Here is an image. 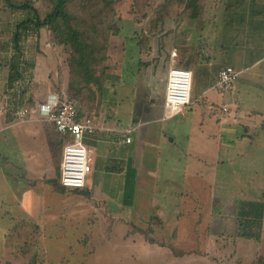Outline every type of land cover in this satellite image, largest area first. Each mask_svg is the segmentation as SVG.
<instances>
[{
  "label": "crops",
  "instance_id": "obj_1",
  "mask_svg": "<svg viewBox=\"0 0 264 264\" xmlns=\"http://www.w3.org/2000/svg\"><path fill=\"white\" fill-rule=\"evenodd\" d=\"M137 21L132 19L129 22L144 26V22ZM172 22L176 23L175 18H172ZM125 24L127 22L122 21L119 33L111 38L109 70L105 78L103 98L86 112L93 120L96 130L93 134L87 135L84 142L92 166V172L88 177L97 180V173L104 170L113 173L112 179L115 184L119 180L127 179L123 185L129 188L125 196L130 198L132 207L128 211L129 216L126 217L122 214L108 213L101 205L99 206L101 215L109 221L115 218L112 224H109L113 230L117 229L114 224L116 220L118 223L126 221L128 224L124 223V226L128 230L123 232L124 238L128 239L136 231L135 234L144 237L146 245L156 246L155 250H148L152 251L156 258L160 259L159 253L167 250L171 255H166V258L162 259V264H210V260L196 258L197 248L203 249L212 242L216 243L217 248L226 234L214 238L210 231L211 218L198 216L200 209L208 207L213 215L214 205L220 204L217 200L220 198L231 200L234 197L264 206V191L259 192V189H264V68L252 71L243 79V83L245 81L252 88V94L256 96L250 105L245 102L249 90L241 92L236 84L234 90L230 91L237 94L236 99L222 98L220 94L214 93L218 90L216 87L218 72L221 68L232 65H222L214 72L205 70L209 78L206 86L201 88L194 85L193 73L192 104L184 114L170 117L166 109L169 71L173 66H182L192 72L193 66L197 68L211 66L212 57L206 58L204 55L203 46L206 43L201 41L192 44L189 40H192L193 36L185 38L180 24H177L178 27L174 29L172 37L167 39L160 35L150 37L147 30L140 32L136 26L131 27L133 30L124 35ZM144 27L148 26L145 24ZM205 29L206 25L203 24L199 30V39L203 38ZM160 33L164 35L166 32ZM194 48H199V54L195 55L194 62L189 64L185 62L187 58L182 56L181 51L186 50L190 53ZM255 59L253 66L264 62V56ZM65 77L67 93L69 74L66 73ZM48 92H51L49 86ZM51 94L58 93H49L48 96ZM48 96L39 103H43ZM38 104L21 107L14 104L13 107H8L7 104L1 103L0 132L42 120L47 126L49 141L57 149V155H54L55 167L61 171L63 151L69 138L58 134L53 124L38 114L25 118L16 115L19 109L24 107L35 109ZM79 105L81 111V104ZM225 106L227 111L224 110ZM33 136L35 138V135L23 136L24 141L22 135L0 136V158L5 161L4 164L0 163V178L7 188L5 196L0 198L3 204L9 206L7 214L0 212V264H36L35 261H38L36 257H28L24 253L37 248L32 249L30 244L27 245L28 248L26 245L21 246L20 242H17L19 241L17 237L23 231L22 226H25V222L41 225L39 234L43 235L45 229L43 224L47 220L49 224L52 215L59 214L61 218L68 219L69 212L74 216L82 212L78 204L68 209L69 206L65 205L62 196L72 195L80 199L79 203L88 200L94 205L97 204L96 200L108 197L98 189V192L87 191L88 179L85 187L81 188L85 193L62 190L59 198L56 194L60 190L48 184L51 187V191L49 189L51 197L60 200L61 206L56 212L52 210L54 207L46 208L40 203L37 205V199L33 196H22L26 194L22 190L25 189L26 177L16 172L14 174V166L9 164H15L11 157L17 155V148L33 146L31 138ZM128 137L131 141H127ZM101 164H105L102 170ZM234 183L253 189L256 196L250 198L246 195H233L230 185ZM115 184L110 187L116 188ZM110 195L114 193L110 192ZM190 203L194 206L191 210V214L194 215L190 226L192 231L186 229V221L181 220L183 206L176 205ZM16 204L20 208L18 211L14 208ZM24 204L29 208L26 209ZM13 211H16V214L12 213ZM167 211H173V218L177 220L174 231L164 234L160 239L153 237V234L165 230L164 220L168 215L162 214H166ZM262 215L264 218V210ZM137 220L141 221L140 225ZM201 220L203 224L198 225L197 221ZM80 227V223L76 222L71 231L79 232ZM56 228L58 227L54 225L50 227L53 231H48L49 242H59L63 240L58 237L59 235L65 237L69 234L67 223H61L60 229ZM88 228L92 231L94 226L89 225ZM44 242L42 241V244ZM40 259L44 260L42 255Z\"/></svg>",
  "mask_w": 264,
  "mask_h": 264
},
{
  "label": "rangeland",
  "instance_id": "obj_2",
  "mask_svg": "<svg viewBox=\"0 0 264 264\" xmlns=\"http://www.w3.org/2000/svg\"><path fill=\"white\" fill-rule=\"evenodd\" d=\"M30 1L40 10L41 15L45 16L49 9V0ZM191 1L78 0L75 4L90 25L103 20L115 22L117 26H120L122 21H126L124 35L133 30L131 27L136 26L140 32L147 30L150 37L160 35L167 39L172 37L174 29L178 27L177 24H180L179 27L185 38L193 36L192 40H189L192 44L201 41L206 43L203 46L204 55L206 58L212 57L213 60L211 66L192 67L194 85L198 88L206 86L209 77L205 70L214 72L222 65H232L240 71L241 75L239 81L236 82V87L241 92L245 89L249 90V96L245 102L250 105L256 96L252 94V88L245 81L243 83V79L252 71L264 68V62L261 65L253 66L255 58L264 56V0H196L201 7V10L198 9L199 12L196 11L199 13L197 17L190 16L192 11L194 12V9L190 7ZM86 11L87 15L85 16ZM26 16L27 12L14 11L3 0H0V104H7L8 107H13L14 104L20 107L35 106L49 93H58L67 97L65 74H69L68 55L64 46L53 43L54 33L51 28L43 27L37 31L31 27L30 31L24 30L25 34L20 44L22 52L16 51L13 44V33L16 26ZM172 18H175V24L172 22ZM132 19L138 20L137 22L142 21L148 27L145 28V24L138 26L129 22ZM203 24L206 25V29L203 30V38L199 39V30ZM160 31L166 33L161 35ZM185 49L188 48L185 47ZM181 54L183 57L186 56L185 62L192 64L195 55L199 54V48H194L190 53L184 50L181 51ZM48 86L51 92H48ZM214 93L220 94L222 98H237V94L233 92H222L218 89ZM231 94L234 95L230 96ZM1 124L0 122V127ZM1 135H18V137L22 135V139L26 135H35V138L31 137L33 146L27 147L31 149L17 148V155L11 157L15 164H9L14 166V174L16 172L18 175L23 174L26 177L24 179L25 189H22L26 194L22 196H33L37 199V205L40 203V205L44 204L46 208L54 207L52 210L56 212L61 206L60 200H58L61 191L56 194L58 198H52L50 194L52 185L70 193L75 191L85 193L80 188L61 187V171L55 167L56 158L54 155H57V149L49 141L47 126L42 120L7 129L0 132ZM97 161L100 163V159ZM0 163H5L3 158H0ZM100 166L102 170L105 164ZM97 177V180L92 177L87 178V191L98 192L99 190L108 197L96 200V206L88 200L79 203L80 199H76L72 195H68V198L62 196L65 205L69 206L68 209L72 205L78 204L82 212L77 216L69 212L68 219L61 218L59 214L52 215L49 224L48 220L43 224V228H45L43 235L39 234L41 225L25 222V226H22L24 227L23 231L17 237L19 240L17 242H20L21 246L30 244L32 249L35 247L37 249L24 254L28 257H36L38 259L35 261L36 264H42V262L45 264H162V259H165L166 255H171L167 250L159 253L160 259L156 258L152 251H148L155 250L156 246L146 245L144 237L138 233L135 234L136 231L128 239L124 238L123 232L128 230L124 226L128 224L126 221L118 223L116 220L114 224L117 229L113 230L109 224H112L115 218L109 221L108 218L105 219L101 215L99 206L102 205L108 213L129 216L128 211L132 206L130 198L125 196V192L129 188L123 185L127 179L119 180L115 184L112 179L113 173L104 170L97 173ZM2 181L3 179L0 178V196L3 197L7 188ZM48 184H51V187ZM113 184L117 187L111 188L110 185ZM230 186H232L231 193L235 196L246 195L250 198L256 196L253 189L243 187L239 183ZM261 190L264 191V189H259V192ZM110 192H113L114 195H110ZM217 201L220 204L214 205L213 215L209 212L208 207H203L198 216L211 218L210 231L214 238H219L218 236L222 234H226V236L220 241L217 248H215L216 243L213 242L203 249L197 248L196 258L210 260V264H264V218L262 215L264 206L245 202L242 198L236 197L231 200L220 198ZM50 204L54 205L50 206ZM176 205L183 206L181 220L184 219L186 229L192 231L190 226L194 218V215L191 214V210L194 209L193 204ZM25 206L26 209L29 208L28 205ZM14 208L16 211L20 209L17 204ZM7 210H9V206L3 204L0 198V212L7 214ZM16 211L12 213L16 214ZM172 214L173 211L162 214V216L168 215L164 220L165 230L153 234V237L160 239L164 234L174 231L177 220L173 218ZM76 222H79L81 227L79 232L74 233L71 230ZM137 222L139 225L141 224L140 220ZM61 223H67L69 234L65 237L59 235V238H63L59 242H49L48 231H53L50 227L54 225V227H58L56 229H60ZM197 223L202 225L203 221H197ZM89 225L94 226L92 231L88 228ZM26 228H29V232ZM41 255L44 260L40 259Z\"/></svg>",
  "mask_w": 264,
  "mask_h": 264
},
{
  "label": "trees",
  "instance_id": "obj_3",
  "mask_svg": "<svg viewBox=\"0 0 264 264\" xmlns=\"http://www.w3.org/2000/svg\"><path fill=\"white\" fill-rule=\"evenodd\" d=\"M3 1L14 11L27 12V16L16 26L13 33V44L17 52H22L20 44L24 30L30 31L31 27L37 31L43 27L52 29L53 43L64 46L68 55L67 97L81 104V119L88 117L87 110L103 98L105 78L109 70L110 38L119 33L120 26L103 20L90 25L75 4L78 0H49L50 5L45 16L41 15L40 10L30 0ZM190 7L194 9L190 16L197 17L201 7L196 0L191 1ZM84 14L86 16L87 11ZM57 189L62 191L59 187Z\"/></svg>",
  "mask_w": 264,
  "mask_h": 264
},
{
  "label": "built area",
  "instance_id": "obj_4",
  "mask_svg": "<svg viewBox=\"0 0 264 264\" xmlns=\"http://www.w3.org/2000/svg\"><path fill=\"white\" fill-rule=\"evenodd\" d=\"M240 72L232 66L220 69L217 76L216 87L222 92L234 90ZM193 72L182 66H173L168 75L166 91V109L170 117L184 114L192 104ZM227 111V107H224ZM2 108H0V113ZM32 114L52 123L55 131L67 136L61 162V184L66 188H84L90 173L92 172L91 160L88 148L85 145V137L93 134L96 126L89 117L80 118V105L74 99L51 94L43 103H39L35 109L24 107L17 111L19 118H25ZM127 141H131L128 137Z\"/></svg>",
  "mask_w": 264,
  "mask_h": 264
}]
</instances>
